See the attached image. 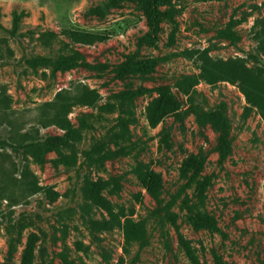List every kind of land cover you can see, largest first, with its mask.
<instances>
[{"label": "rangeland", "instance_id": "obj_1", "mask_svg": "<svg viewBox=\"0 0 264 264\" xmlns=\"http://www.w3.org/2000/svg\"><path fill=\"white\" fill-rule=\"evenodd\" d=\"M105 1L0 0V140L62 135L50 125L62 112L81 136L75 150L52 151L44 164L0 147V264H20L29 244L33 264H192L179 234L203 264H264V123L256 111L243 118L247 105L236 87L200 83L197 102L207 109L225 103L232 123V150L221 162L218 131L199 127L176 88L182 76L200 72V62L185 52L208 49L214 62L240 57L254 67L249 54H257L262 39L264 0H172L174 21L163 18L154 31L135 3L94 12ZM14 12L21 16L13 34ZM231 20L236 44L218 35ZM67 27L113 36L72 45L61 35ZM45 32L54 34L51 47L41 41ZM62 55L74 66L61 71L30 63L34 56ZM127 61L132 68L123 72ZM163 88L183 108L179 117L153 124L152 106ZM86 93L93 95L88 105L74 100ZM192 156L205 160L200 179L212 177L205 189L185 188L181 178ZM140 171L160 176L176 226L155 216ZM86 181L99 183L116 211L145 227V249L135 244L125 253L117 228L92 231L80 213ZM30 185L39 190L32 194ZM49 192L58 195L55 201ZM90 218L107 215L93 207Z\"/></svg>", "mask_w": 264, "mask_h": 264}, {"label": "trees", "instance_id": "obj_2", "mask_svg": "<svg viewBox=\"0 0 264 264\" xmlns=\"http://www.w3.org/2000/svg\"><path fill=\"white\" fill-rule=\"evenodd\" d=\"M123 2L135 3L143 11L147 19L151 22V29L154 31L158 28L163 18L173 22L175 11L172 8V0H106L100 8L94 12L100 13L116 8ZM18 12L13 13L14 30H17L18 21L20 19ZM258 25V23H257ZM237 23L231 20L227 26L220 30L218 35L220 38L229 40L236 44L238 37L234 31ZM261 28L257 54H249L254 60L255 66L250 67L244 58H230L226 61L214 62L209 57V50L185 52L183 55L190 56L192 59L200 62V72L198 74L184 75L176 83V88L187 97L188 109L192 111L199 127L204 128L208 125L213 126L219 133L217 151L220 155V161L223 162L232 150L230 134L232 123L228 115L225 103H220L213 108H205L206 103H198L196 96L198 92L196 87L200 83L214 86L224 82L236 87L243 95L246 101L243 118H248L254 111L260 116L264 123V21L259 22ZM61 35L65 37L72 45L91 46L96 43L108 42L113 34L108 32H91L74 27H67L61 30ZM53 33L45 32L41 35V41L46 42L51 47V39ZM64 55L59 56L57 60H53L50 56H34L30 63L33 67L39 65L54 64L56 70L64 71L72 66V62L68 61ZM132 68L131 61L125 62L121 69L127 72ZM91 93L85 94L83 97L74 99L78 104L88 105ZM50 107L58 106V101L49 105ZM183 106L175 98L171 91L163 88L160 90L159 97L155 100L151 110V122L158 124L170 115L179 117ZM51 126H56L63 132L59 136L51 137H32L29 141L23 143H12L6 140H0V147L10 148L26 154H31L33 159L40 164H44L46 155L50 152H58L60 149L75 150L76 145L80 143L81 136L79 132L72 127L67 119L65 112L57 113L50 121ZM70 159V158H69ZM205 160L198 156L188 158L182 165L181 178L186 180L185 188H191L193 185L197 189H205L212 183V177L200 179L204 170ZM22 178L28 181L30 173L28 167H24ZM139 178L150 197L156 203L154 211L155 216L176 226L177 214L172 211L173 203L165 204L162 198V181L160 176L154 173H142L140 171ZM24 182V181H23ZM31 193L35 194L39 190L36 186H27ZM101 185L99 183L86 181L82 188V195L85 204L80 207V213L84 219L89 218L88 225L94 232L109 231L113 228L119 229L124 237V251L129 252V248L137 244L140 250L145 249L150 244V238L145 227L139 223H135L131 219L125 217L122 209L116 211V207L100 194ZM47 196L51 201H55L57 194L49 192ZM95 207L101 209L107 215V218L96 221L90 218L91 209ZM179 242L184 252L192 264H203L193 251L189 242L185 241L179 234ZM168 247V240L166 241ZM33 246L29 244L20 264H33Z\"/></svg>", "mask_w": 264, "mask_h": 264}]
</instances>
